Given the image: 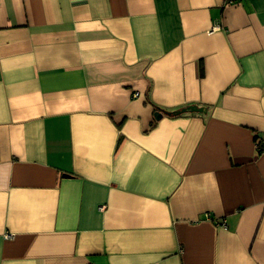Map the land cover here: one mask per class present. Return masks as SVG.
I'll return each instance as SVG.
<instances>
[{"label": "crops", "instance_id": "0c3cea01", "mask_svg": "<svg viewBox=\"0 0 264 264\" xmlns=\"http://www.w3.org/2000/svg\"><path fill=\"white\" fill-rule=\"evenodd\" d=\"M262 137L264 0H0V264H264Z\"/></svg>", "mask_w": 264, "mask_h": 264}, {"label": "water", "instance_id": "95a60500", "mask_svg": "<svg viewBox=\"0 0 264 264\" xmlns=\"http://www.w3.org/2000/svg\"><path fill=\"white\" fill-rule=\"evenodd\" d=\"M205 113V109L201 108V107H197V106H188L185 107L181 110L175 111L173 113H166L167 116H180V115H184V114H203ZM163 115H165V113H163L162 111H157L154 114V119L156 121H159Z\"/></svg>", "mask_w": 264, "mask_h": 264}, {"label": "trees", "instance_id": "16d2710c", "mask_svg": "<svg viewBox=\"0 0 264 264\" xmlns=\"http://www.w3.org/2000/svg\"><path fill=\"white\" fill-rule=\"evenodd\" d=\"M172 117H177V116H172ZM258 143H259V141H257L256 144H258ZM263 147H264V144H261L260 147L258 146V148H257V152H258V153H261Z\"/></svg>", "mask_w": 264, "mask_h": 264}, {"label": "built area", "instance_id": "2783aa9c", "mask_svg": "<svg viewBox=\"0 0 264 264\" xmlns=\"http://www.w3.org/2000/svg\"><path fill=\"white\" fill-rule=\"evenodd\" d=\"M261 144H264V137H262L260 140H259V143L256 145V147L258 148V146L260 147Z\"/></svg>", "mask_w": 264, "mask_h": 264}]
</instances>
